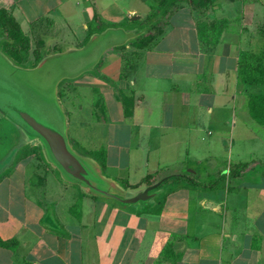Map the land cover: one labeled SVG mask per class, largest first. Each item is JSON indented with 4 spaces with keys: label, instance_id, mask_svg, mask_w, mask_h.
Returning <instances> with one entry per match:
<instances>
[{
    "label": "crops",
    "instance_id": "crops-1",
    "mask_svg": "<svg viewBox=\"0 0 264 264\" xmlns=\"http://www.w3.org/2000/svg\"><path fill=\"white\" fill-rule=\"evenodd\" d=\"M194 1L0 0L30 39L28 68L36 53L82 48L121 24L145 23L137 38L148 35L155 9L175 7L150 20L166 27L148 48L137 38L110 48L58 93L67 103L91 98L69 112L71 141L86 142L101 108L89 132L105 159L93 158L134 193L164 181L157 196L116 207L41 166L27 145L30 156L0 173V239L10 242L0 264H264V123L250 108L264 84L239 79L241 55L264 50V0L205 10ZM203 23H225L217 44Z\"/></svg>",
    "mask_w": 264,
    "mask_h": 264
},
{
    "label": "water",
    "instance_id": "water-1",
    "mask_svg": "<svg viewBox=\"0 0 264 264\" xmlns=\"http://www.w3.org/2000/svg\"><path fill=\"white\" fill-rule=\"evenodd\" d=\"M139 34L134 30L108 28L94 34L82 48L44 56L32 68L16 65L0 49V116L19 130L20 145H39L47 162L66 182L80 186L94 197L125 205L149 203L157 196L154 190L164 181L134 193L104 177L102 167L94 158L74 149L67 116L60 107L58 89L64 80L93 71L108 49L124 46ZM14 158L15 154L0 161V173L13 163Z\"/></svg>",
    "mask_w": 264,
    "mask_h": 264
},
{
    "label": "trees",
    "instance_id": "trees-1",
    "mask_svg": "<svg viewBox=\"0 0 264 264\" xmlns=\"http://www.w3.org/2000/svg\"><path fill=\"white\" fill-rule=\"evenodd\" d=\"M216 1L218 0H195L194 6L196 8L205 10ZM173 8L168 7L155 9L154 13L149 18V34L137 38L132 42V44L140 49H145L148 48L152 43H154L163 34V30L166 27V24L163 22L152 23L150 20L157 19L160 15L168 16L171 12L175 11V9ZM220 26L226 27L225 23L199 24L201 33L202 30L206 32L210 30V28H212L214 32H218V37L214 39L213 44H217L218 38L219 36H221L222 30ZM0 34L3 38V41L0 44L3 46H1L0 49L2 48L3 52L12 60H15L20 65H24V63L29 60L30 56V39L24 34L19 23L16 22V20L5 10H0ZM35 58L36 63H38L42 59V55L36 53ZM239 79L243 84H264V50L255 55H241ZM124 100L125 103H129V99L127 97ZM129 104H127L128 115H130V111H128ZM250 108L253 117L257 121L264 123V96L252 97ZM27 153L29 154L30 151H27ZM95 157L97 161L103 164L105 156L102 152H98ZM147 181L148 178L145 179V182ZM124 184L127 188L130 186L127 182H124ZM0 246L10 247V242H4L0 239Z\"/></svg>",
    "mask_w": 264,
    "mask_h": 264
},
{
    "label": "rangeland",
    "instance_id": "rangeland-1",
    "mask_svg": "<svg viewBox=\"0 0 264 264\" xmlns=\"http://www.w3.org/2000/svg\"><path fill=\"white\" fill-rule=\"evenodd\" d=\"M146 25L147 24H145V23L138 24V22H135V23H128V24H121L118 27L121 28V29L127 30V31H130V30H135L136 31V30H138L137 32H142V31H145L146 30V27H145ZM0 36H1V34H0ZM2 41H3V39H2ZM130 42H132V41H130ZM1 46H3V45H0V47ZM124 46H126V45H124ZM67 50L68 49H66V48L64 49L63 48L62 51L64 52V51H67ZM2 51H3V49H2ZM32 58L33 57H31L29 61L27 60L24 65L25 66H33L34 63H32V61H33ZM13 62L16 65H19L21 67L26 68L25 66L20 65L15 60H13ZM91 72H93V71H91ZM69 80H71V79H69ZM70 82L73 83V80L70 81ZM60 88L61 87H59V89H58V93L59 94L61 93ZM60 96L61 95H59L60 107L66 113V116H67V119H68L67 121L68 122L70 120V115H69V112L70 111H72L73 114L76 116V112L74 110H71V108L77 109L79 111V109L82 107V104H83L84 101H85V103L88 104L87 100H91L90 96L87 93H85V94L84 93H80V96H81L82 99L81 100H77V101H75L74 99L77 98L78 95H75L71 99L72 100V103H67L66 100L62 101V99H60ZM100 103H102V102H100ZM100 109L101 108H99V109L97 108V110L94 112L95 114L92 113V117H91V114H88L87 115L88 117H91V121L89 122V124L86 125V129H85L86 130V133L85 132H82L81 133L83 135L82 137L84 138V140L87 143L85 142L83 145H77L76 146L73 142H71L73 144V146H74V149L78 153H80L82 155L83 154H85V155L88 154L87 156H89L91 158L95 157V155H94V153H93V151L91 149V145L94 143V141H93L94 140V137L90 134L89 131L92 130V128H94L93 125H92V121L94 119L97 120L98 117H100V115L102 114V113H100L101 112ZM71 120H72V118H71ZM83 123H85V122H83ZM100 132H101V134L99 136H95V137L102 138V131H100ZM70 141H71V138H70ZM21 143H22V137H20L19 130L11 122L7 121L6 119L4 120L0 116V161H1V159H4L7 156H11V155L15 154V158L13 160V163L11 164V165H13V164L15 165V163L24 160V158L27 157V156H30V153L29 154L27 153V151H28L27 149H31L32 148L33 150H31V152L33 153V155H35V158H36L37 162L39 163V159H40V165L41 166H42V163H45V165L49 166L51 169H54V171H56V173L59 175L60 179H62L63 181H65L64 178L59 173V171L56 170L55 168H52L51 165L47 162L46 157H45V153L42 152V149H41V147L39 145L30 144V145L27 146V149H26V145L21 146L20 145ZM18 147H20L19 150H18ZM102 175L104 177H106V178H109L108 177L109 176L108 174L106 175V174L102 173ZM50 178L53 181H55V178H53V177H50ZM109 179H112V178H109ZM118 184H120V187H122V188L125 187V184L122 181H120V183H118ZM28 185H29V187H31L30 186V182H28ZM72 185H74V184H72ZM75 186H77V185H75ZM33 187L36 188V186H34V185H33ZM77 187L81 188L80 186H77ZM108 200H109L110 203H112L116 207L117 206L122 207L123 205H125V204L119 203L116 200H112V199H108ZM80 204L81 203L79 201L76 202L75 206L73 207V213L74 214H76L77 212L80 211V208H79ZM126 207H128V206H126Z\"/></svg>",
    "mask_w": 264,
    "mask_h": 264
}]
</instances>
